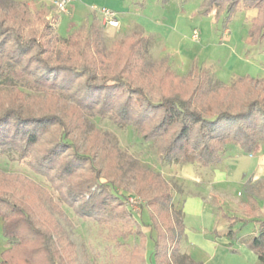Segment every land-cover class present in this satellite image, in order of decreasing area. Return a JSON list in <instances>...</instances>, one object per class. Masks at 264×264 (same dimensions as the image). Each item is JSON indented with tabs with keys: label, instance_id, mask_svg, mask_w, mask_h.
I'll return each mask as SVG.
<instances>
[{
	"label": "trees",
	"instance_id": "obj_1",
	"mask_svg": "<svg viewBox=\"0 0 264 264\" xmlns=\"http://www.w3.org/2000/svg\"><path fill=\"white\" fill-rule=\"evenodd\" d=\"M13 3L0 0V78L7 84L27 85L48 99L65 96L71 100L76 115L87 111L100 119L107 116L117 126L133 127L141 140L156 144L162 163L215 168L232 145L250 155L264 143V95L260 92H238L232 97L235 99L220 104L200 102L206 94L203 74L191 77L185 87H180L170 66L154 76L152 84L138 82L133 77L132 60L143 36L127 41L123 53L116 48L108 64H103L89 51L88 36L81 39L71 33L65 42L72 56L66 60L51 58L50 48L34 33L24 34L26 3L19 6L13 22L2 16L3 8H10ZM238 3L258 10L248 28L251 43L257 44L264 37V0H204L203 10L207 12L220 5L226 18ZM43 23L47 25L45 20ZM73 127L74 123L62 122L51 109L34 113L17 103L3 104L0 156L8 155L43 177L58 192L62 204L82 220H115V231L121 238L117 241L121 244L130 238L136 242L130 259L122 264H149L145 256L149 240L151 264H201L188 254L179 253L178 244L184 234L183 214L180 206L174 210V193L166 181L146 168L151 180L135 191L145 202H140L139 211H133L125 193L111 182L101 181L97 159L78 149ZM84 170L90 174L86 175ZM2 189L0 218L5 248L0 264H70L73 251L61 237L58 246L57 239L51 238L47 222L35 215L34 209L43 210L42 202L32 208L25 198L13 196L7 187ZM221 214L228 220V237L238 238V230L232 229L238 221L256 226V231L243 240L256 253L258 264H264V218Z\"/></svg>",
	"mask_w": 264,
	"mask_h": 264
},
{
	"label": "rangeland",
	"instance_id": "obj_2",
	"mask_svg": "<svg viewBox=\"0 0 264 264\" xmlns=\"http://www.w3.org/2000/svg\"><path fill=\"white\" fill-rule=\"evenodd\" d=\"M13 1L10 8L2 10L7 22L16 20L19 6L26 3V0ZM27 1L31 3H26L24 34L34 33L50 48L51 58L66 60L72 56L65 42L71 33L81 39L88 36L89 51L103 64H108L116 48L123 53L127 41L143 36L144 41L132 60L133 77L138 82L145 80L152 84L154 76L170 66L180 87H185L191 77L203 74L206 94L200 102L225 103L235 99L232 97L238 92L247 95L257 91L264 95V68L259 75L242 78L253 65L259 66L257 56L264 51V37L257 44L249 42L250 22L239 4L225 18V13L218 12L216 6L204 12V0H73L68 4V12H57L55 0ZM103 7L115 12L117 26L101 23ZM194 29L198 32L197 40L192 38ZM2 80L0 106L17 103L34 113L51 109L62 122L74 123L73 139L78 149L97 159L101 181L111 182L125 193L133 211H139L140 202H145L135 191L151 180L146 168L164 179L174 193V210L180 206L183 214L184 234L178 244L179 253L188 254L201 264H258L256 253L243 240L256 231V226L238 221L232 226L238 230V238L228 237V220L221 214L264 218V171L249 177L255 171L258 154H245L232 145L220 163L223 175H213L211 167L162 163L156 144L141 140L133 127L117 126L107 116L100 119L87 111L76 115L71 100L65 96L48 99L27 85L12 86ZM11 158L0 156V190L7 187L10 194L25 198L32 208L42 202L43 210L34 209L35 215L47 222L51 238L57 239L58 246L61 237L73 251L70 264H122L130 259L136 242L130 238L121 244L117 241L120 236L115 231V220L113 223L82 220L62 204L58 192L43 177ZM244 175L249 177L245 182ZM146 248L145 256L151 264V240Z\"/></svg>",
	"mask_w": 264,
	"mask_h": 264
},
{
	"label": "crops",
	"instance_id": "obj_3",
	"mask_svg": "<svg viewBox=\"0 0 264 264\" xmlns=\"http://www.w3.org/2000/svg\"><path fill=\"white\" fill-rule=\"evenodd\" d=\"M26 3H28V4H30L31 2H29V1H27L26 0ZM239 4V6H241L243 9H245V13H246V15L248 16V19H249V22H250V24L252 23V21H254V19H256L257 18V15H258V12H257V9H255V8H244L242 5H241V3H238ZM216 7H217V11L219 12V11H221L222 12V9H221V7H220V5H215ZM214 8V7H213ZM212 9V8H211ZM250 26V25H249ZM226 31H228L227 29H225ZM249 42L251 43V40H250V37H249ZM260 56H257L258 58H260V63H259V66H252V68H251V70L249 71V72H247L246 74H245V76L244 77H242V78H246V77H248V78H250V77H254V76H256V75H259V74H261V72L263 71V66H264V51L262 52V53H260L259 54ZM260 152V149H257V150H255L254 152H252L253 154H258L259 156V158L256 160V164L254 165L255 166V171H253V173L249 176V177H253V175L255 174V173H262L263 171H264V169H263V167H264V152L262 153H259ZM252 153H251V155H252ZM252 157V156H251ZM220 165V164H219ZM262 166V167H261ZM222 168H224L223 167V165H220V166H216L213 170H212V173H213V175L214 174H216V173H221V175H223V172L221 171L222 170ZM259 170L261 171V172H259ZM246 175V174H245ZM243 176V181L245 182L246 180H248L249 179V177H246V176ZM242 181V182H243ZM198 202H199V200H197ZM198 202H196V204L198 205ZM0 248H2L1 249V251H0V254H1V252L3 251V249L5 248V242H4V239H3V235H2V220H1V218H0Z\"/></svg>",
	"mask_w": 264,
	"mask_h": 264
},
{
	"label": "built area",
	"instance_id": "obj_4",
	"mask_svg": "<svg viewBox=\"0 0 264 264\" xmlns=\"http://www.w3.org/2000/svg\"><path fill=\"white\" fill-rule=\"evenodd\" d=\"M73 0H55L54 1V8L57 12H68V4ZM101 23L105 26H117L119 21L116 19L115 12L111 9L103 7L101 10ZM227 31H224L226 34ZM192 38L194 40L198 39V32L196 29L192 32Z\"/></svg>",
	"mask_w": 264,
	"mask_h": 264
}]
</instances>
